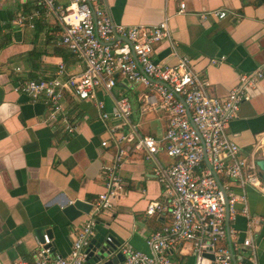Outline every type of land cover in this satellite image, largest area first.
Instances as JSON below:
<instances>
[{"label": "crops", "instance_id": "0c3cea01", "mask_svg": "<svg viewBox=\"0 0 264 264\" xmlns=\"http://www.w3.org/2000/svg\"><path fill=\"white\" fill-rule=\"evenodd\" d=\"M39 0H0V264L16 259L31 260L39 232H46L52 249L67 255L86 218L75 202H91L104 190L102 165L115 154L108 127L118 123L102 120L96 99L110 111L114 99L126 97L131 106L129 124L122 131L120 146L126 153L119 162L123 193L113 206L97 216L94 239L108 236L120 244L148 252L146 238L169 222L167 215L146 214L149 201L165 202L164 188L153 174L154 161L134 150L136 134L163 138L164 111L149 107L150 89L131 85L117 76L110 94L99 88L96 99L78 101L66 93L63 99L73 134L59 124L45 122L48 108L42 97L32 99L16 87L25 79L55 75L60 64L65 75L80 73L84 64L60 41V26L53 14L35 19L34 27L12 23L18 14L28 13ZM185 3V11L179 5ZM116 24L151 26L166 19L170 40L153 48L152 58L161 65H174L176 56L189 57L195 72L208 81V93L223 96L239 84L240 76L261 72L250 88L249 99L239 105L227 133L246 153L264 134V2L260 0H105ZM225 10L217 19L201 14ZM224 59L211 64L210 59ZM19 68V70H17ZM108 140L110 146H102ZM159 163L171 161L162 150ZM237 193L241 188L229 182ZM251 215L258 218L253 235L258 264H264V194L246 188ZM72 206V208H69ZM238 240L247 236V218L238 214L229 222ZM119 251V248H118ZM189 245L183 253L174 249L177 264H193ZM245 253V250L241 252ZM100 264V263H97Z\"/></svg>", "mask_w": 264, "mask_h": 264}, {"label": "built area", "instance_id": "2783aa9c", "mask_svg": "<svg viewBox=\"0 0 264 264\" xmlns=\"http://www.w3.org/2000/svg\"><path fill=\"white\" fill-rule=\"evenodd\" d=\"M56 1L59 3L55 4ZM37 4L30 12L18 14L12 23L33 28L35 19L53 14L61 28V43L84 64L78 74L65 75L60 64L52 77L29 78L18 84L16 88L32 99L43 98L48 108L45 122L57 123L62 132L73 134L76 125L64 108L65 94L78 101L96 99L99 88L110 94L117 76L131 85L150 89L153 95L145 99L148 106L159 107L165 113L163 138L157 140L150 135L136 134L133 148L154 161L153 174L166 195L165 202L149 201L146 214L151 217L167 215L169 222L146 238L148 252L128 244L119 246L123 261L117 264H177L172 252L178 249L183 253L185 245H189L187 253L193 256V264H247L243 259L258 264L253 235L259 220L250 214L245 189L252 188L264 194L260 170L255 163L257 158H264V134L244 153L229 138L227 129L236 117L239 105L249 99L247 89L255 85L262 73L243 74L239 84L227 94L213 96L208 93V81L193 70L188 56L178 55L174 50L177 59L174 65H161L153 60L154 45L163 39L170 40L166 19L151 26L116 24L108 13L105 0H39ZM179 6V12L185 11L184 2ZM208 13L217 19L227 16L225 10H212L201 17L205 18ZM223 59L213 58L210 63ZM96 104L102 120L118 121L108 127L115 154L110 163L101 167L104 190L91 202L67 255L56 253L50 236L43 232L36 238L31 260L16 259L9 264L86 262L84 250L94 237L97 216L110 209L124 190L119 162L126 151L120 144L126 139L123 125L129 124L131 115L126 97L114 99L110 111H106L98 99ZM101 145L110 146L108 140H101ZM160 150L171 159L166 165L155 157ZM212 172L219 177L227 202ZM229 182L237 183L241 193H237ZM226 207L228 222L234 221L238 214L247 218L248 234L242 241L238 240L237 230L229 227L227 233ZM107 238L111 240L110 236Z\"/></svg>", "mask_w": 264, "mask_h": 264}, {"label": "water", "instance_id": "95a60500", "mask_svg": "<svg viewBox=\"0 0 264 264\" xmlns=\"http://www.w3.org/2000/svg\"><path fill=\"white\" fill-rule=\"evenodd\" d=\"M260 1L264 2V0H260ZM250 88L251 87H249L247 89L248 93L250 91ZM177 97L182 101V103H184L183 99L180 96H177ZM191 124H192V126H194L192 122H191ZM205 162L207 164L206 158H205ZM255 163L260 170L261 179H262V182L264 184V158H257ZM212 175L215 178V180L219 186V189L223 193L225 202H227L226 195L224 192V188L221 184L219 177L214 172H212ZM74 206H76L78 209H80L81 211H83L85 213H88L89 209L91 208V205H89L85 202H80V201L75 202ZM69 208H72V206H70ZM225 219H226L225 226H226V230L228 233L229 222H228L227 207H226V218ZM41 234L42 233L39 232V236H41ZM228 245L231 248L229 238H228ZM119 246H120V244L117 241L113 240L112 238H111V240H108V238H106V240H104V241H97L96 239L92 238L84 250L87 253L86 262L84 264H97V263H100V264H117V263L123 261V255L120 251H118ZM244 250L245 249L242 248L241 252ZM235 259H236L235 256H233L234 262H235ZM243 261L246 262L247 264H250V262H248L246 259H243Z\"/></svg>", "mask_w": 264, "mask_h": 264}, {"label": "rangeland", "instance_id": "374dc122", "mask_svg": "<svg viewBox=\"0 0 264 264\" xmlns=\"http://www.w3.org/2000/svg\"><path fill=\"white\" fill-rule=\"evenodd\" d=\"M58 3H59V1H56V2H55V4H58Z\"/></svg>", "mask_w": 264, "mask_h": 264}, {"label": "bare ground", "instance_id": "6f19581e", "mask_svg": "<svg viewBox=\"0 0 264 264\" xmlns=\"http://www.w3.org/2000/svg\"><path fill=\"white\" fill-rule=\"evenodd\" d=\"M263 141H264V138H263Z\"/></svg>", "mask_w": 264, "mask_h": 264}, {"label": "trees", "instance_id": "16d2710c", "mask_svg": "<svg viewBox=\"0 0 264 264\" xmlns=\"http://www.w3.org/2000/svg\"><path fill=\"white\" fill-rule=\"evenodd\" d=\"M154 217V216H153Z\"/></svg>", "mask_w": 264, "mask_h": 264}]
</instances>
